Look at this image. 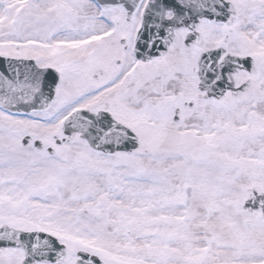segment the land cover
<instances>
[{
    "label": "snow or ice",
    "instance_id": "6c2138e0",
    "mask_svg": "<svg viewBox=\"0 0 264 264\" xmlns=\"http://www.w3.org/2000/svg\"><path fill=\"white\" fill-rule=\"evenodd\" d=\"M0 264H264V0H0Z\"/></svg>",
    "mask_w": 264,
    "mask_h": 264
}]
</instances>
